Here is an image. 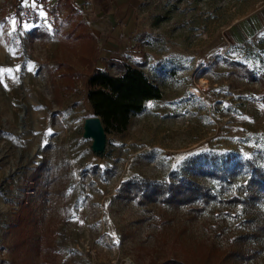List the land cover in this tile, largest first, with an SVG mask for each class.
I'll list each match as a JSON object with an SVG mask.
<instances>
[{"label":"rangeland","instance_id":"1","mask_svg":"<svg viewBox=\"0 0 264 264\" xmlns=\"http://www.w3.org/2000/svg\"><path fill=\"white\" fill-rule=\"evenodd\" d=\"M56 2L0 0V264H25L16 226L41 162L47 195L32 207L54 264H158L201 241L226 247L240 207L211 202L191 221L188 207L121 190L195 165L225 198L264 170V0H69L53 14ZM107 61L143 66L163 96L94 150L86 80ZM255 205L264 212V197ZM246 264H264V250Z\"/></svg>","mask_w":264,"mask_h":264},{"label":"trees","instance_id":"2","mask_svg":"<svg viewBox=\"0 0 264 264\" xmlns=\"http://www.w3.org/2000/svg\"><path fill=\"white\" fill-rule=\"evenodd\" d=\"M68 2L69 0H57L50 12L56 13L59 6L62 8L69 5ZM105 65L104 69L96 67L91 71L86 86L91 111L100 119L107 141L109 135L124 134L132 118L145 110L146 103L161 100L163 91L145 72L143 66L134 67L108 61ZM109 67L115 70L114 73L109 71ZM261 83L264 85L263 80ZM262 101L264 103V96ZM192 169L189 173L176 175L170 182H126L122 186V195L129 199L138 198L140 195L141 203L160 201L173 209L188 207L192 215L191 221L202 215L211 202L240 207L243 227L237 233H228L229 244L226 247H221L212 240L201 241L185 257L172 256L158 264H246L257 260L264 250V212L257 210L255 204L264 197V170L253 168V175L241 186L240 194L223 198L213 188L199 181L202 167L193 165ZM44 170L45 163L41 162L27 179L28 189L17 220L16 228L21 235L15 246L26 253L25 264H36L34 259L41 255L43 259L38 264H54L49 254L50 247L41 250V242L45 240V237L37 234L41 216L32 207L34 200V203L39 204L37 210H40L42 203L37 201L47 195L41 181ZM214 175L222 181L221 189H225L226 174L220 171L214 172Z\"/></svg>","mask_w":264,"mask_h":264},{"label":"water","instance_id":"3","mask_svg":"<svg viewBox=\"0 0 264 264\" xmlns=\"http://www.w3.org/2000/svg\"><path fill=\"white\" fill-rule=\"evenodd\" d=\"M84 131L86 138L93 139L94 150H102L106 142V135L100 119L94 115L87 118L84 123Z\"/></svg>","mask_w":264,"mask_h":264},{"label":"built area","instance_id":"4","mask_svg":"<svg viewBox=\"0 0 264 264\" xmlns=\"http://www.w3.org/2000/svg\"><path fill=\"white\" fill-rule=\"evenodd\" d=\"M16 10L23 18H33L35 16V10L30 6H26L23 2L17 4Z\"/></svg>","mask_w":264,"mask_h":264},{"label":"snow or ice","instance_id":"5","mask_svg":"<svg viewBox=\"0 0 264 264\" xmlns=\"http://www.w3.org/2000/svg\"><path fill=\"white\" fill-rule=\"evenodd\" d=\"M13 23H15V22H13Z\"/></svg>","mask_w":264,"mask_h":264}]
</instances>
